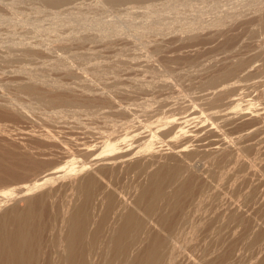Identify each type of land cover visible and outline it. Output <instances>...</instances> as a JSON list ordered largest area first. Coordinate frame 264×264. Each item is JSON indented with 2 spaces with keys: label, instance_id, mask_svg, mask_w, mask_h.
Wrapping results in <instances>:
<instances>
[{
  "label": "bare ground",
  "instance_id": "1",
  "mask_svg": "<svg viewBox=\"0 0 264 264\" xmlns=\"http://www.w3.org/2000/svg\"><path fill=\"white\" fill-rule=\"evenodd\" d=\"M13 1L11 0V2ZM41 1L44 3V5L49 3H55L58 1H60V3L62 2L61 0H41ZM66 1L68 0L63 1V3H66ZM79 1H74V2L77 3ZM109 1L116 3H121V2L125 3L130 1L142 2L147 0H109ZM174 1L175 0L160 1L158 2V5L160 4L169 5V4H173L172 2ZM239 1L241 2V0ZM244 1L245 0H243V2ZM250 1L249 3L252 4V2ZM32 2H37V0L36 1L34 0ZM14 3H18V2L15 1L13 2V4ZM228 3L229 1L227 2V4ZM235 4L237 5L236 2ZM173 5H171L172 7L170 6V8H168L166 11L180 9V7H175ZM243 5L244 4L240 6ZM245 5H247V3ZM261 5H263V3L262 4L260 3V5H258V8L259 6L261 8ZM223 6H225V3L223 4ZM233 6H231L230 8L232 9ZM226 7L227 6H225V8ZM220 8H224V7H220ZM253 8L252 9L249 8V9H251V11L255 10ZM260 8L259 10H263ZM214 10L212 12H214ZM243 10L245 12L247 11L245 9ZM228 11H226L225 14L228 15ZM244 11L243 14L249 12L248 11L245 13ZM232 12L234 11L232 10ZM50 14L52 13L50 12ZM52 16L50 17H52L51 19H53L52 21L54 23L55 21H58L60 18L58 15H52ZM254 20L255 22H258L256 18ZM52 21H51L52 24L51 26H55ZM4 23L9 24L8 27L11 25L14 26L15 24L14 22H12V19H9L7 16H3L0 18V24H4ZM38 23L35 24V26L32 29V32L33 33L35 32L36 35L38 34L39 38L43 37L45 33L46 35L49 34L48 31L57 30L55 32H58L57 29L58 25L56 29L54 27L43 28L44 25H47L46 20L44 22L45 23L44 25H42L43 23L41 22H40L41 24ZM98 24L100 23H97L95 21L83 22L81 20L80 21L73 20L72 22L68 23V25L76 33L73 37V41L77 42V44H81L80 42H84V39L89 38L88 35L92 33L89 30L90 29L92 30V28H94L93 26H97ZM259 24H260L259 28L260 26H262L261 29H263L264 16L261 17V19H259ZM256 25H257L256 27L258 28V24ZM27 26H28L27 29L31 32L29 26H33V24L32 25L28 24ZM11 27H9L8 29L12 30L15 28L12 27V29H10ZM139 27L144 28V30L140 35L141 36L143 35L142 37H145L144 34L145 32L149 31L148 28L152 27V23L149 24L143 22L139 24ZM220 28L219 30L217 28H215L217 30H213V31L209 30L208 34H210L211 33L210 31H212L211 35H213V37L216 35L217 37L218 35L215 33L221 31ZM257 28H255V30ZM5 29L3 30L5 31ZM24 29L27 30L26 27ZM24 29H22V31L20 32H24ZM63 29H65V27L59 29V35L55 34L56 37L53 34L55 32L52 33V35L56 38V40L57 39L59 40L60 43L58 41L56 42L61 44V47L60 45H58V47L60 48H62V46L63 47L72 46V44L70 45L71 39H69L67 36L62 37V35H60L63 32ZM249 29H251V27ZM261 29L259 31L264 30ZM60 30H62L61 33ZM79 31L80 32L84 31V33L88 31V34L82 35L83 33L80 34L78 33ZM180 31L184 32L185 34L187 33L186 36L182 34L184 37H181L180 35L181 38L188 37L189 32L187 30H180ZM251 31L254 30L252 29ZM40 32L41 33L45 32V33L44 35L42 34L43 35L42 36ZM35 33L34 36L36 37ZM94 34L95 33L93 32V35ZM176 34L175 36L178 38V35ZM146 35L149 36V37L146 36V40L149 39L150 37H153V39L152 38L151 39L154 40V33L150 35L147 32ZM263 35H264V31L263 34H261L262 38ZM48 36H50V34ZM97 36L103 38L101 43H103V41L105 43L104 38L110 40L108 36L102 32H98V34L95 37ZM156 36L159 37L160 35L157 34L155 35V37ZM258 36L260 37V35ZM31 37H33V35H31ZM240 37L241 34L239 38ZM37 38L38 37H36V39ZM160 38L161 39L159 40L163 41L161 36ZM237 38L238 36L236 37L235 40L239 39ZM157 39H155V41ZM253 39H255L256 41L257 40L256 36L251 40ZM50 40L51 41L49 42H53V38H50ZM113 40L114 39H112L111 41ZM232 40L229 41L231 47H233L231 45V41L232 44L233 42H235L234 38H232ZM259 40H258L259 43L263 42L261 41V39ZM247 42H248V38H247ZM161 43L165 45L166 42L163 41L160 42V44ZM226 43L228 46L229 44L228 41ZM248 43H246L245 41V44ZM255 43L256 45H258L257 41ZM55 44L53 43L52 44L53 47H49V50L51 51L52 49L53 51V52L51 51V53H54L53 48ZM235 44L237 45V43ZM260 44L258 47L261 48L262 45L260 46ZM19 46L26 52H33V50H37L38 48L37 46L31 43H23L22 45ZM237 47H240V44L239 46H235L234 48H232V51L228 50L230 51V53L228 54L225 53L224 55L222 53L224 51L220 52V54L222 53V55L224 56L222 58H220V56H222L220 54H219L220 56L217 55L218 57L215 56L216 58L215 57H214L215 59L213 58L214 61L213 63H211V60H209L210 64L202 63L198 65L199 66L198 68L194 69L195 71H193V69L191 70L193 72H190V74L188 75L189 83L187 84V86L186 85L185 86L193 91L190 92L192 93V95L190 94L191 100L186 107L182 105L183 103H185L186 100L183 99L185 100L183 102V100L181 99L182 96L184 98L183 95L184 91L181 89L183 91L182 94L180 93L181 91H178L180 93V96L181 95L182 96L177 97V102L182 103L181 106H183L182 107L183 110L178 111L179 108H177L178 106L176 100L171 101L168 95H166L165 97H167L170 100H168L167 98H162L163 93L161 96V92H159L160 95H158V97L161 96L160 97L161 105L159 103L160 101L158 102L159 107L163 106L164 109L165 108L168 109L169 106V109L173 110V108L175 109L176 106L178 111L177 112L176 110H173L174 113L172 111L171 112L172 114L169 112L170 115L168 114L169 116H166L164 120H163L164 118L163 116H162L163 118L158 116L157 111L154 113L147 114L150 117H153V119L155 116L156 120L154 119L155 120L154 122H150L149 120L150 118L148 119V117L146 118V120H142V119L138 120L136 118H138L137 114L141 113L139 112L141 105L139 107L137 106L139 110H137V107H135L136 109H132L133 107L129 108L127 106L128 104L126 105L127 102L123 104L120 100L118 101L114 99L113 97L108 95L107 92H105V98L110 101L109 105L102 106L96 110H84V113L86 114L87 112L86 114L87 116L88 114L90 116L97 115L99 118L102 117L103 115L104 116L106 115L104 117V121L105 118H107V115H110L109 117L110 119L112 115L115 116L118 115L117 118L120 115L121 116L123 115L122 119L125 120H121L120 117L117 120V118L115 117L114 121L112 120L113 122L112 126L110 122V126H111L110 128L109 127L106 128L105 125L104 127H100L101 123L98 124L96 122H95L96 124L93 122L95 126H91L93 124L90 125V122L88 124L85 123L86 125L84 124L83 126L78 125L77 123H75L77 121L64 119L66 116H64V118L61 119L64 113H66L64 109H53L52 111H49L50 108H48L47 110L49 112L47 110H46L47 112L42 111L43 113L40 111V115H39V113L37 114L36 111L34 112L33 109L34 106L26 102L25 96H24L25 98H23V96H21L20 98H16V97H12L9 94L7 95L5 92L6 88H14L16 90H20L24 92V94L31 96L32 98L43 99L49 97L47 93H51L55 89H63L64 91L68 90V93L70 95L71 94L70 92L74 90V86L72 84L70 85H68L69 83L55 84V82H49L48 80L42 78L41 76L30 74L29 72H26L24 70H21L19 75L14 73L2 74L0 76V116H1L0 132L1 133L5 132V135L6 133H8L9 137L7 136V138L9 140L13 137L14 132L11 135V131L9 132L8 130L14 131L15 129H19V127H17L16 125L20 124V122H25V124L27 123L28 125L29 123H31L30 126L32 124L33 125L42 124V127L40 128L37 127V125H34L36 126L34 127V131H33V126L31 129V127L24 124L25 126H27L26 127L27 129L25 128L19 129L18 130L19 133L17 132L18 134L21 135V139H19L18 137L19 139L18 141L17 136L16 138H14L15 137L14 136L13 138L15 140L13 142L16 143V145H18L19 143V144H25L26 146L28 144L27 141H29V139L27 140L26 138H30L31 140V137H35L37 139H40L41 141H44L45 144L49 146L48 148H50L51 145L53 146L55 145L57 147L56 151L53 149L55 152H57L59 148L61 150L58 151L59 153H61L60 156L62 159V160L60 159L61 162L64 160L65 164L75 163L76 165H77L76 163L77 159L74 153L77 152H73L74 147L73 149H71L72 146L70 147V144L75 143V144H79V146L81 144L83 147L80 146L81 147L80 148L78 145L76 147L77 151L79 147V150L81 152V154H79L80 152H78L80 158L83 157V160L81 159V162H83L85 160V157L88 156L91 158V165L93 167L89 166L88 163L90 161L88 162L86 160L82 166V163L79 162V158H78V162L80 164L78 163V167H61L62 165H64V163H62V165L59 164V166H56L57 165V164L55 165L56 160L55 161L53 159L50 160L46 157L44 152L46 150L49 151V149L47 148L45 151H43L44 154H42L41 158H39L41 160V163L35 161L37 160V158L34 159L35 155L37 154L31 155V153H33L32 151L34 150L33 148H32L33 150L30 148V150L32 151L26 154L25 153L21 154L22 153L21 148H20L21 150L19 149L21 153L15 154L17 151L15 152V149L14 151L12 149V147L13 148L16 147L15 144L14 147L13 145L9 146V144L7 143L9 147H6L7 149L10 148L8 150L9 151L12 150L13 152L12 151L11 152L13 154L8 150H6L5 147L4 148L6 151L0 149V210L2 211L0 212V264H204L203 261H201V258L198 259L199 252L197 254L198 257L196 253L195 254L193 253V247L195 246V244L193 247L190 246L189 238L191 237V233L194 231L195 221H193V218H195V216L198 217V215L200 214L199 213L200 211L198 212L197 209V204L200 201V198L201 200L204 199L206 200V196H204L205 198L203 199L202 195L203 194L206 195L208 192L205 191L206 193H204V190L201 191L199 190L201 192L200 193L201 197L199 198L198 201V199L195 197L197 196L196 194L199 193H195V197L193 198L194 192L190 193L188 187L191 184V180L193 179V176L196 175V171L200 173V171H202L200 170L202 167H207L205 166V163L206 164L208 163L209 165L208 160L212 156L219 154L220 151L222 152V150H224L225 148H229L230 146V142H229L230 140L228 139L229 136L227 135L226 132H222L219 130L220 127H218L219 124L216 119H223L224 121H226L225 119L229 117L232 118L231 116L233 115L235 116V113L236 115H238L239 113L240 116L241 115L246 116L248 111L250 112L249 108L252 109V106L254 105V100H256L255 98L257 97L255 96V94L257 93V91L259 90V94L264 93V78L256 79V76L255 77L252 76L254 72L262 71L264 69L263 68L264 63L262 60H260L262 58L258 56L262 54H263L262 56H264V48L259 49L257 47L258 49H255L257 51H253L254 55H252V59L254 60L251 59L247 60L249 58L246 57L247 59H245V56L243 55L248 56V54H246L248 51L246 53L242 51L243 55H240L241 53L240 48H242V45L240 48ZM245 47L247 46L245 45ZM60 48L58 49L60 50ZM159 48H160L159 45H156L155 49H159ZM248 49H249V44H248ZM251 49L253 48L252 47L250 48L249 51L250 53H251ZM55 50L57 51V46L55 47ZM244 51H246V49H244ZM76 54L79 56L82 55V53H76ZM253 56L255 58H253ZM256 56L257 58L260 57V59L258 58L259 62L261 61L263 65L262 64H260L259 66L255 65L254 61L256 60ZM189 58L192 57H188V59ZM217 58H220V60L218 59V61L215 62ZM194 59L196 58H193L192 61H194ZM117 60L119 59L117 58ZM181 74L183 76L185 75L184 72H181ZM232 76H235L236 78H233L231 80H226L224 82H219L221 79L225 77H232ZM252 78H255V80ZM128 79L130 81L133 80L132 77L127 75L125 77V80ZM118 82L120 81L118 80L116 83ZM162 84L163 86H168V87L172 86V84L169 81H165ZM207 84H210V86H206ZM151 87L152 89L155 90L153 86ZM140 88L148 90L147 88L138 87V84L135 87V90ZM159 88L160 89L156 88V90L158 89L163 92V90H161V87ZM243 88L248 89L246 93L245 91H243L244 90ZM251 89L256 90V92L254 91L255 92L254 96L251 95L253 94L251 93ZM129 91H133V90L124 88L123 90L119 91V93L124 95L127 94L128 97V95L131 93ZM188 92L189 91H187V93ZM250 95L253 96L254 98L253 97L250 98L249 97ZM81 96L71 97L70 95V97L67 96L62 98L65 100L73 101L74 99V101L76 100L79 101L81 98L87 97L88 95L86 93H83V91H81ZM258 96L259 97H257V99L262 97L263 95L262 96L258 95ZM179 97L182 102L179 101ZM172 100L174 99L172 98ZM173 102H176L175 103L176 105H174ZM180 103H178L179 106ZM134 104L139 105L138 102L136 103L134 102ZM172 104L174 106L173 108H172ZM255 105H257L258 107L253 108V113L255 112L254 116L258 115V119H259V115L261 117L258 121L256 120V122L258 123L255 122L249 125L252 127V125L254 126V124H257L259 125L257 128L258 130L259 128L260 130L261 129L264 130V128H262L264 127V103L262 102L263 106H261V104L258 105V103ZM163 108H159V109H163ZM73 110H72V115H73ZM143 110H145V112H143ZM143 110H142V114L147 113L148 111V110L146 111V108ZM77 111L79 112L81 111L82 115H84L82 110H77ZM166 111L168 113V110ZM74 112L76 113V114L74 113V115H76L77 117L79 112H76L75 110ZM251 113L252 112L248 113L249 117ZM69 115L71 114L69 113L67 118L69 117ZM72 115L70 116V118H73ZM82 115L81 117H83ZM87 116L84 117L87 118ZM93 116H91L92 119ZM90 118H87V122ZM109 118H107L108 121H106V126L109 123ZM235 118L236 116L234 117V119ZM241 118L240 119L236 118V120L237 119L242 120ZM139 119H140V115H139ZM244 119L246 120V118ZM76 120H78V118ZM84 120L83 121L86 122V119ZM147 120H149V122H147ZM90 121L92 123L91 119ZM98 122L100 121L98 120ZM154 123L156 124L154 125ZM191 123L195 125H193L192 127L191 125L189 126V124ZM167 124L168 125L170 124L171 126L169 128L166 127L167 129L165 128V130L164 129L162 130V126L165 127V125ZM249 125H247V127ZM8 126L12 127L13 129L8 128ZM35 128H38V130H36ZM207 128L215 129V132H213L214 130H212V132L214 133V134L212 133L213 135H211L210 132L208 133V139L211 136H212L211 138L214 137L210 141L208 140L206 141V138H204L202 134L200 135V132L205 133L203 132V129L206 131L208 130ZM253 128H251L252 130L251 129L250 130L253 131L255 129ZM258 130L255 129V131ZM206 134L207 133H205L204 135ZM209 134L211 136H209ZM5 135H3L4 138ZM24 138L26 140L25 142L23 141ZM3 140L4 139H2V141ZM5 140L3 143L1 141V145L5 143ZM165 142H167L166 145H169L167 146V148L169 147L171 149L170 150L171 153L170 151L169 153L174 154L176 157L181 156L182 157L181 161H177V158L175 156L173 157V159H171L173 161L174 158H176L175 159L176 161L175 160L174 161L178 163L174 162L175 164H171L173 162L170 160V157H167L169 163L167 159H164L167 156L165 154L166 152L164 150L165 153H163V149L162 148L160 149L158 146L160 143H162L161 146L165 147ZM30 144L31 142L28 144V146ZM32 144H34V142ZM193 145L194 146L196 145L197 147V148L193 147L194 150L196 149L195 151L190 150L192 148V147L190 148V146ZM45 146H43L44 147L43 150L45 149ZM53 146L52 148H56ZM33 147L36 148L35 146ZM24 149L29 150V147L27 148L24 147ZM229 150L230 149H228V153L230 155L233 154L232 150L231 153L229 152ZM143 153H145L144 154L145 158L141 159L142 158L141 156L140 158L141 160L138 161V164L135 162L138 160L137 158H136L137 160L133 161L132 158L136 156L138 157V155ZM146 153H151V155L147 154L148 157H146ZM228 153L227 155L230 156ZM43 155H45L46 160L48 159L50 161H53V164L56 167H52L53 164L52 165L50 164V167L47 168L46 167L43 168L44 166L37 167L39 166V164L42 165L45 164L43 162L46 160L43 161L44 159V158L42 159V157H44ZM58 155L56 154L53 158L55 159V157H58ZM130 159H132V161L130 162L131 163L135 162L137 164V167H130V163L128 164V167H124V166L120 167V164L118 165V167H111L116 163L124 162ZM98 162L104 167H98V166L95 167L96 166L95 164H97ZM211 162L213 163L214 161L212 160ZM49 163H47L46 165L49 166L48 165ZM86 163L88 166L86 165ZM100 164L99 166H101ZM79 165H81V167ZM157 165L158 167H155ZM205 169L207 168H204V170ZM210 169L207 170L210 171ZM209 171L207 172L209 173ZM132 174H135V176L138 177L139 181L135 178L134 175L132 176ZM130 176L136 179V181L138 182L136 185H132V184L130 185L127 182H125V184H120V185L117 183L118 181H120L119 179L128 178L129 181ZM26 177H30L28 178L29 180H24ZM62 178H65L64 179L65 182L60 184L59 181V184L56 183V186L58 185L57 187L49 188L45 191L42 192L40 191L39 193H36L39 190H42L44 186H47L48 184L49 185L51 184L52 186V183L54 184L56 181H58V179H62ZM116 179H118V181ZM133 180L131 179V181ZM134 183L136 182L134 181ZM201 189H207L208 191V188H206V186ZM208 196L209 193L207 197ZM22 199H24V201L26 202L25 206L19 205V201H21ZM208 199L210 200V198H207V200ZM210 201L204 203H208ZM201 206L203 208L204 206L203 203ZM206 207H208V204ZM206 207H205V211H206ZM175 210L177 211L179 210V212L176 211L177 214L179 213L177 217L175 216L177 215L176 213L173 217V213ZM155 215L158 216L159 219H157ZM205 218L206 217H203L202 219L201 216L199 218V220L200 219L204 220V225H205ZM206 221H209L210 223V220H206ZM199 227L200 224L197 227L198 230L195 231L196 233H198L197 231L201 230L199 229ZM206 228L207 231H210L209 227ZM210 234L212 233L210 232ZM198 236H200V234H198ZM194 238L196 239V236ZM198 238L199 237H197V239ZM195 249L196 248L194 247V250ZM197 251L198 248L196 249L195 252Z\"/></svg>",
  "mask_w": 264,
  "mask_h": 264
},
{
  "label": "rangeland",
  "instance_id": "2",
  "mask_svg": "<svg viewBox=\"0 0 264 264\" xmlns=\"http://www.w3.org/2000/svg\"><path fill=\"white\" fill-rule=\"evenodd\" d=\"M15 1L18 3H14L15 4L14 5L13 2ZM15 1L11 2V0H0V18L3 16H7L9 19H12V22L16 24L15 25L13 23L14 26L10 24L12 27H15L14 29L16 30L12 29L11 26L9 27H11L10 29L12 30H9L8 29L9 24H6V23H4L5 25L0 24V30H1L0 31V76L4 73H14V74L19 75L21 70H24L26 72H29L30 74L41 76L42 78L48 80L49 82H55V84H65V83H69L68 85L72 84L74 86V90L70 92L71 97L81 96V91H83V93H86L88 96L81 98L79 101L77 100L74 101V99L73 101L65 100L62 97H67V96L70 97V95L68 93V90L64 91L63 89H55L51 93H47L49 97L43 98V99L32 98L31 96L24 94V92L20 90H16L14 88H6L5 89L6 94L7 95L9 94L12 97H16V98H20L21 96H23V98L26 97L25 98L26 102L34 106L35 107V108L33 107L34 112L36 111L37 114L39 113V115H40V111L47 112L48 108H50L49 111H52L53 109H64L66 113H64L61 119L64 118V116H66L64 119L66 120L70 119L72 121L73 120L77 121L75 123H77L78 125H82V126L85 123L88 124L89 122H90V125L93 124L91 126H95L96 123L98 124L101 123L102 126L100 125V127H104L105 125L106 128L107 127L110 128L112 126V123H113L112 120L114 121L115 117L117 118L118 115L116 116L112 115L111 119L109 118L110 115H107V118H109V123L107 122L108 124L106 126V121H108L107 118H105V121H104V117L106 115L105 116L101 115L102 116L100 117L101 119L97 115L96 116L91 115L93 116V119H92V117L89 114L88 116L86 115L87 114L86 111H85L86 114L84 113V110H96L102 106L109 105L110 101L105 98V92H107V94L113 97L114 99L118 101L120 100L123 104L127 102L126 105L128 104L127 106L129 108L133 107L132 109H136L135 107L137 106L139 107L141 105L140 110L137 107V110L141 112L137 114L138 118L136 119L138 120H141V119L146 120V118L148 117V119L150 118L149 119L150 122H154L156 120L155 116H154V119H155L154 120L153 117H150L147 114L154 113L156 111L158 112L159 117L161 118L164 117L163 118L164 120L166 116L170 115L169 112L171 113L173 110L177 111V108H179L178 111L183 110L182 107L183 106L186 107L190 103L191 95H192V93L190 92L193 90H190L186 87L187 84L189 83L188 75L190 74V72L195 71L194 69L198 68L199 64H202V63L210 64L209 60H211V63H213L214 62L213 58L215 56L218 57L217 55H219L220 52L224 51L222 52L224 55L225 53L228 54L230 53V51L228 50L232 51V48H234L235 46H239V44H240V47L242 45V48L237 47L241 49L240 55H243L242 53L243 52L246 53L247 51L248 52L246 54H248V56L251 55L249 57L246 55H243L245 56V59L249 58L247 60H250V59L254 60L252 59V55H254L253 51H257L255 49L264 48L263 47L264 46V35H263V38L261 36V34H263L264 27L263 29H261L262 26H260L259 28V25H260L259 19H261V17L264 16V0H261V1H258V0L250 1L249 0L250 2H252V4H250L249 1H246V0L244 2L243 0H241V2L239 0H238L239 2L235 0L233 1L231 0H207V1L206 0H175L176 2L175 1L172 2L174 5L173 4L158 5V2L168 1V0H147V1H142V2H139V1L131 2L130 1V2H125V3L124 2L116 3V2H111L109 0H82V1H79V0L69 1L68 0L69 2L66 1V3H63V1L65 0H61L62 1L61 3L60 1H58L55 3H49L45 5L41 0L39 1L37 0V2H39L40 4L37 2H32L34 0L32 1L25 0V2L24 0L23 1L15 0ZM74 1H79V2L76 3ZM223 1L225 3V6H227L226 8L225 6H223L224 4ZM228 1H229L228 3L229 5L227 4ZM235 2L237 3V5L235 4ZM246 3L247 5H245ZM260 3L261 4L263 3V5H261V8L259 6V8L263 10H259L258 8V5H260ZM3 4H6V5H3ZM239 4L240 5L244 4V5L240 6ZM171 5L175 7H180V9L166 11L168 8H170ZM231 6H233V8L235 9L233 8L231 9L230 8ZM220 7H224V8H220ZM238 8L239 9L241 8V9L239 10ZM249 8L251 9L253 8L255 10H252L253 11L252 12L251 9ZM214 9H216L218 13ZM243 9L247 10L246 12L248 11L249 12L246 13ZM213 10L214 12H212ZM232 10L235 12V14L234 12H232ZM226 11H228V15L225 14ZM243 11L246 14H243ZM262 11H263V14H262ZM50 12L52 14H50ZM54 12L55 13L58 12L59 14L58 13L55 14ZM254 13L255 14L257 13V14L255 15ZM52 15H58L60 17L58 20L59 22L55 21L54 23L52 21L53 19H51L53 17ZM255 18L257 19L258 22H255L254 20ZM176 19L179 21H177ZM45 20L48 26L44 25ZM73 20H77V21L81 20L83 22L95 21L97 23H100L97 26H93L94 28H92V30L90 29L89 31L92 32L91 34L93 37H95L98 34V32H102L105 35H107L110 40L104 38L105 43L104 41L103 43H101L103 38L98 37V36L93 38L91 34H89L88 35L89 38L84 39V42H80L81 44H77V42L73 41V37L76 33L68 25V23L72 22ZM51 21L53 22L55 26H51L52 25ZM40 22L43 23L42 24L44 25L43 28L54 27L56 29L58 25V28H57L58 32H55L57 30L48 31L50 36H48L49 34L46 35L45 32H42V33L40 32L41 35L42 34L44 35V33L46 35V37L45 35L44 36L42 35L43 37H40V38L38 34L36 35V33L34 32L36 37H38L36 39V37L34 36V33L32 32V29L35 26V24L37 23L41 24ZM143 22H146L149 24L152 23V27L148 28L149 31L147 32L150 35L154 33V40H152L153 37H150L149 39L146 40V36H148L146 35L147 32H145L144 34L145 37H142L143 35L142 36L140 35L142 31L144 30V28H140L139 24ZM28 24H31V25L33 24V26H29L32 34L27 29ZM256 24H258L259 29L256 27L257 26ZM6 25H7V28H6ZM19 26L20 28L26 27L28 31L25 30L24 28L20 29ZM63 27H65L66 30L63 29V32L62 30H60V33L62 32L60 35H62V37L67 36L69 39H71L70 45L72 44V46H69V47L62 46V48H60L61 44H59L60 42L58 39L56 40L55 34L59 35V29H62ZM250 27L251 29H249ZM254 27L257 29L255 30ZM215 28H217L218 30L220 28L221 30L217 33L214 32L215 34L218 35L217 37L215 34H214L215 35L214 37L213 35H211L213 30H217ZM3 29H5V31ZM22 29H24V32H20L22 31ZM252 29L254 31H251ZM260 29L263 31H259ZM180 30H187L189 32L188 37L181 38V37L186 36L187 33L185 34L184 32ZM209 30H212L210 31L211 32L210 34H208ZM25 31L27 32V34ZM84 31L83 32L79 31L78 33L80 34L83 33L82 35H87L88 31H86V33H84ZM93 32L96 34V35L94 34L95 36L93 35ZM52 33L55 35V37L52 35ZM157 34L162 37L163 41H165L166 43L168 42V43L167 44L165 43V45L163 43L160 44V42H163V41L159 40L161 39L160 36L159 37L156 36L158 39L155 37V35ZM175 34L178 35V38L175 36ZM240 34H241V37L239 38ZM31 35H33V37H31ZM258 35H260L261 38ZM237 36L240 40L238 38H237L238 40H235ZM255 36H256V39H257L256 41L258 45H256L255 39L251 40ZM50 38H53V42H49L51 41ZM90 38H93V39H90ZM232 38H234V41H235L233 42V44H232V41H233ZM247 38H248V42L250 41L249 43L247 42ZM45 39H48V40H45ZM112 39L114 40L111 41ZM155 39L157 40L155 41ZM229 39L232 40L231 45L233 47L230 46ZM259 39L263 41V42H260L261 44L259 43L260 41ZM244 40L246 41V43L249 44V49H248V44H245ZM56 41H58L59 43ZM227 41L229 43L228 46L231 48L227 46V43H226ZM23 43H31L37 46L38 48L37 50H33V52H26L19 46V45H22ZM53 43L54 44L56 43V44L53 48L54 53H51L52 49L50 51L49 47H53L52 45ZM235 43H237V45ZM259 44L260 46L262 45L261 48L258 47ZM58 45H60V47H58ZM156 45H159L160 48L155 49ZM245 45L247 47H245ZM56 46H57L58 53L55 50ZM251 47L253 49H251V53H250L249 51ZM58 48H60V50ZM243 48L246 49V51H244ZM225 50H227L228 52ZM76 53H82V55L79 56ZM222 53L220 55H222ZM224 55L220 56V58H222ZM262 55H258L262 59H260V57L258 58L262 60L264 63V56ZM188 57H192V58L188 59ZM208 57L209 58L211 57V58L209 59ZM117 58L119 60H117ZM193 58H196V59L192 61ZM220 58H217L215 62L218 61V59L220 60ZM253 58L255 57L253 56ZM258 58L256 56V60L254 61L256 66H259L260 64H262L261 61L259 62ZM192 69L193 71H191ZM181 72H184L186 76L185 75L183 76ZM263 72H264V69L262 71H256L254 72L252 76L253 77L256 76V79H261V78L263 79L264 78ZM127 75L132 77L133 80L132 81H130L129 79H128L129 81L125 80V77ZM233 78H236V77L235 76L225 77L221 79L219 82H224L226 80H231ZM252 79L255 80V78H252ZM118 80L120 82L116 83ZM165 81H169L172 84V86L171 87L163 86L162 83H164ZM137 84H138V87L147 88L148 90L141 89V88L135 90V87L137 86ZM151 86H153L155 90L152 89ZM206 86H210V84H207ZM159 87H161V90H163V92L158 90L160 89ZM124 88L133 90V91H129L131 93L128 95V97H127V94H125L126 95L125 96L124 94L119 93V91L123 90ZM156 88L158 89L156 90ZM181 89L184 91V94H183L184 98L181 95L182 96L181 99L182 100L185 99L186 101L183 100V102L185 101L186 104L177 102V97L180 96V93L182 94L183 92ZM247 90L248 89L245 88L243 91H245L246 93ZM178 91H181V92L179 93ZM187 91H189L188 92L189 94L187 93ZM254 91L256 92V90L251 89V93H253L251 95L253 96L255 94ZM159 92H161V96L163 93L162 98H167L165 96L168 95L171 101L176 100L178 107L176 108L175 106V109H174L173 104H172L173 110L169 109V106H168V109L166 108L164 109L163 106L159 107V103L161 105V101H160L161 96L158 97V95H160ZM256 94L255 96L257 97H259L258 95L264 96V93L259 94V90L257 91ZM251 95L249 96L250 98L253 97ZM263 96L258 99L257 97L255 98L256 100H254V105L252 106V109L249 108L250 112H252L250 114V117L248 116V113H250L248 111L246 115L248 117L242 116V115L240 116L239 113L238 115H236L235 113L236 118L240 119L241 117H243L241 118L242 120H238V119L236 120V118L234 119L235 117L234 115H233L234 117L231 116L232 118L229 117L230 119L229 118L225 119L226 121H224L223 119H216L219 124L218 127H220L219 130L222 132H226L227 135L229 136L228 139L230 140L229 141L230 146L228 145L229 148H225L224 150H222V152L220 151L219 154H216L211 157L214 159L210 158L211 161L212 160L214 161L213 162L214 165L209 159L208 160L209 165L208 163L207 164L205 163V166L207 167H202L203 169L202 168L200 169L202 170L200 171V173L196 171V175L193 176V179L191 180V184L188 187V190L190 191V193L194 192L193 198L195 197V193H199V194H196L197 196L195 197L198 199V201H199V198L201 197V194H200L201 190H204V193L208 192L210 196V197L209 196L207 197L208 193L206 195L203 194L202 197L204 199L205 198L204 196H206V200L204 199L205 200L204 201V200H201L200 198L201 202L199 201L197 204V209H198V212L200 211L199 215L201 216V218L203 219V217H206L205 225H204V220L202 219L199 220L200 218L199 215L198 217L195 216V218H193V221H195L194 231L191 233V237L189 238L190 246L193 247L195 244L194 247L196 249L198 248V251L195 252L196 249L194 250V247H193V253L194 254L196 253L197 255L199 252V257L198 255L197 257L198 259L201 258V261H203L204 264H264V133H263L264 130L262 129L260 130V128L258 130L257 128L259 125L257 124H254V126L252 125V127L250 126L252 123H255L256 120L258 121L261 117L259 115V119H258V115L255 114L256 116H254L255 112L253 113V108L258 107L257 105H255L257 103L258 105L261 104V106H263L262 105V102L264 103ZM180 97H179V101H181ZM172 98L174 100H172ZM134 102L135 103L138 102L139 105L134 104ZM176 102H173L174 105H176L175 104ZM178 103H180V106L181 104L183 106L180 107ZM141 108L142 110L146 108V111L148 110L147 113L142 114ZM159 108H163V109H159ZM73 109L76 112H79L77 110H82L84 115H82L80 111L78 116L81 117L82 115L83 117L87 116V118L91 117L90 119L92 120V123L90 119L87 122V118L85 117L84 118L83 117L80 118L78 116L76 117V115H74L75 112ZM72 110H73V115H72ZM166 110H168V113ZM143 112H145V110H143ZM69 113L72 115L73 118H70L71 115H69V117L67 118ZM139 115H140V119H139ZM119 117L121 120H125V119H122L123 115L122 116L120 115ZM77 118L78 120H76ZM82 118L83 120L86 119V122H84L85 120L83 121ZM244 118H246V120ZM79 120L82 122H80ZM98 120L100 122H98ZM101 120L103 121V124ZM149 120H147V122H149ZM93 122L94 123L96 122V123L94 124ZM110 122H111V126H110ZM24 124L25 122H20V124H18L19 126L18 125L16 126L19 127V129H23V128L27 129L26 128L27 126L31 127L32 129V126H33V131H34V127H36L34 125H37V124H34V125L32 124L30 126L31 123H29V125L26 123L25 125L27 126H25ZM155 124L156 123H154V125ZM20 125L22 126V128ZM39 125H37V127L39 128L42 127V124H39ZM190 125L192 127L195 124L191 123L189 124V126ZM247 125H249L248 126L249 128L247 127ZM170 126H171L170 124L165 125V127L162 126V130L163 129L165 130L166 127L169 128ZM250 127L251 128L254 127L258 131H255L254 128H253L254 130L251 131L252 129ZM8 128L13 129L10 126H8ZM19 129H15L14 131L8 130L9 132L11 131V135L14 132L13 137L15 136L14 138H16L17 136L18 141L19 139H21V135L18 134ZM35 129L38 130V128H35ZM207 129L209 130V131L206 130L207 132L203 129V132L207 133L206 135H204L205 133H202V132H200V135L202 134L203 137L206 138V141L207 140L210 141L214 138V137L211 138L212 137L211 135L214 134L213 132H215V129H212V128H207ZM212 130L214 131L212 132ZM248 131H251V132H248ZM259 131L260 132L262 131V132L260 133ZM209 132L211 133V135L209 134V136H211L210 137L211 139L210 138L208 139ZM1 134L5 135V132H2V133L0 132V149L1 150H5V148L9 147L10 145H13L15 147L16 143L13 142L15 140L13 137H12L13 140L12 138L8 140L7 138L8 133H6L5 138ZM235 138L236 139L239 138L237 139L239 143L237 142ZM2 139L4 140L6 139L10 143L12 142L13 143L10 144L9 142L5 140V143L2 144L3 145L2 146L1 145ZM26 139L27 140L29 139L31 144L34 142V144L32 145L35 146L36 148H34L31 144L30 145L32 147L30 145L28 146V144L30 143L29 141H27L28 144L26 146L25 144L18 143V145H16V147L18 146L17 150H16V147L13 148L11 146L13 151L14 149H15V152L17 151L15 154H19L21 153V151H22L21 154L30 153L34 149L31 155L37 154L38 156L35 155L34 159L37 158V160L35 161H38L39 163H41V160L39 158H41L42 154L44 153L48 159L50 160L53 159L54 161L55 160L57 161V162L55 161V165L57 164L56 166H59V164L62 165V163L65 162L64 160L62 162L60 161L61 153H59L58 151H61V150L58 148V151L55 152L57 150V147L55 145L54 146L51 145L50 148H48L49 146H47L45 142L41 141L40 139H37L35 137H31L32 141L30 140V138H26ZM4 140L2 141V143L4 142ZM23 141L24 142L26 141L25 138L23 139ZM7 143L9 144V146ZM166 144L167 142H165V147H164V146H161L162 143H160L158 147L160 149L161 148L163 149V153L166 152L165 154L167 156L164 154L166 156V158L164 159L168 160L167 157H170V160H171L173 159L175 155L170 154L171 149L169 147L167 148V146L169 145H166ZM20 145L21 146L24 145V146L21 147ZM77 145L79 146V144H75V143L70 144V147L72 146L71 149H73L74 147L73 152H77V153H74L76 155L77 162H76V159H75V162L77 163V165L75 163L74 164L64 163V165H62L61 167H78V163L81 162V159L83 160V157L80 158V155H78V152H80L79 147L82 145L80 144V146L78 147V151L76 149ZM43 146H45L44 150H43L44 148ZM52 146L56 148H52ZM24 147L26 148L29 147V150L24 149ZM193 147L197 148L196 145L190 146L191 151L196 150V149L194 150ZM30 148L31 149L33 148V149L30 150ZM46 148L49 149V151L51 152L47 151ZM8 149L6 148V150ZM228 149H230L229 150L230 153L232 150L233 154L230 155L228 153ZM11 151L12 150H10L9 152ZM43 151L45 152L43 153ZM226 152L230 156H228ZM50 153H53V154L55 153V154L53 155ZM56 154L58 155V157H55L54 159L53 157ZM79 154H81V152ZM144 154L145 153L138 155V157L137 156L134 157L135 159L132 158L133 161L138 159L137 161H135L138 164L139 160L145 158ZM147 154L151 155V153H146V157H148ZM45 155H43L44 157H42V159L44 158L43 161L46 160ZM78 158H79V162H78ZM89 158L90 157L86 156L85 160L88 162L90 161L89 162L90 164L88 163V165L92 166L91 158L90 159ZM176 158H177V161H181L182 157L177 156ZM176 158H174V160ZM48 159L43 162L45 164L43 165L39 164V166L37 167H43V166H44L43 168L50 167V164L52 165L53 161H50ZM132 159L124 161V162L116 163L117 165L115 164L111 167H118L119 164H120V167H123V166L128 167L129 163H130V167H137V164L135 162H132V163L130 162L132 161ZM85 160L81 162L82 166L85 163ZM174 160L173 161L171 160L173 163H171V161L170 163L171 164L178 163V162H175L176 160L175 161ZM47 163H49L48 164L49 166L46 165ZM168 163H169V160H168ZM99 164H100L99 162L95 164L96 165L95 167L97 166L104 167L101 164H100L101 166H99ZM55 165L53 164L52 167H56ZM79 166L81 167V165ZM254 166H255V169H254ZM155 167H158V165ZM204 168H207V169L211 168V169L209 171L207 169L204 170ZM207 171H209V173ZM133 175L135 176V174H132V176ZM132 176L130 177L132 180L134 179L133 181H131L129 177V181H128V178L119 179L123 183L118 181V179H116L118 181L117 183L120 185V184H125V182H127L130 185L131 184L136 185L138 183L136 179L138 181L139 179L136 176H135L136 179L133 178ZM28 178L30 177H26L24 180H29ZM64 179L65 178L58 179V181H56L54 184L52 183V186L51 184L50 185L48 184L47 186H44L42 190H39L36 193H39L40 191L41 192L45 191L49 188L57 187L58 185L56 186V183L59 184V181H60V184H61L65 182ZM134 181L136 183H134ZM205 186L206 188H208V191L207 189H201V188H204ZM191 188L193 191L191 190ZM223 196L225 199L223 198ZM207 198H210L211 201L209 199L207 200ZM207 201H210V202L204 203ZM202 203L205 207L208 204V207H206V211H205L204 206L202 208L201 206ZM25 204L26 202L24 201V199L19 201L20 206H25ZM176 211L177 210L174 211L173 217L175 213L177 214V212H179V210L177 212ZM0 212L2 211L0 210ZM178 215L179 213L175 216L177 217ZM156 217L157 219H159L158 216ZM206 220H210V223L209 221H206ZM196 223L198 224V226L200 224L199 229L201 230L197 231L198 233L195 232L196 230H198L197 229L198 226ZM208 223L210 226L208 225ZM206 227H209L210 231H207ZM211 228H212V231H211ZM210 232L212 234H210ZM198 234H200V236H198ZM195 236H196V239L194 238ZM197 237L199 238L197 239Z\"/></svg>",
  "mask_w": 264,
  "mask_h": 264
}]
</instances>
